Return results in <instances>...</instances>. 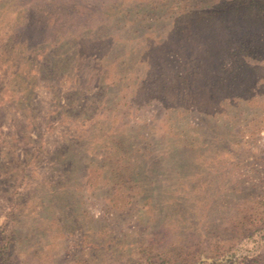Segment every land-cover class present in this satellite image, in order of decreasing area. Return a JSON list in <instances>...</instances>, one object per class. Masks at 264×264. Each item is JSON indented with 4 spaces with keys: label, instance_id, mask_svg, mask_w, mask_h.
I'll return each instance as SVG.
<instances>
[{
    "label": "rangeland",
    "instance_id": "374dc122",
    "mask_svg": "<svg viewBox=\"0 0 264 264\" xmlns=\"http://www.w3.org/2000/svg\"><path fill=\"white\" fill-rule=\"evenodd\" d=\"M1 245L264 264V0H0Z\"/></svg>",
    "mask_w": 264,
    "mask_h": 264
},
{
    "label": "trees",
    "instance_id": "16d2710c",
    "mask_svg": "<svg viewBox=\"0 0 264 264\" xmlns=\"http://www.w3.org/2000/svg\"><path fill=\"white\" fill-rule=\"evenodd\" d=\"M210 11L207 12L206 14H208V18H211L212 20H214V16L216 15V12H214L213 8L212 9H209ZM205 14V12H200V16ZM211 20V21H212ZM7 250V247L6 245H1L0 247V258H1V261H3V264H8V257H7V254H6V251Z\"/></svg>",
    "mask_w": 264,
    "mask_h": 264
}]
</instances>
